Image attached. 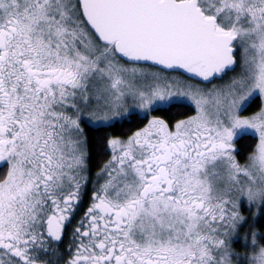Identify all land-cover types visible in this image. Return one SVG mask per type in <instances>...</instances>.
<instances>
[{
    "label": "snow or ice",
    "instance_id": "6c2138e0",
    "mask_svg": "<svg viewBox=\"0 0 264 264\" xmlns=\"http://www.w3.org/2000/svg\"><path fill=\"white\" fill-rule=\"evenodd\" d=\"M0 264H264V0H0Z\"/></svg>",
    "mask_w": 264,
    "mask_h": 264
}]
</instances>
